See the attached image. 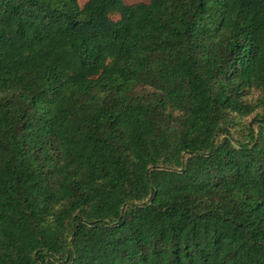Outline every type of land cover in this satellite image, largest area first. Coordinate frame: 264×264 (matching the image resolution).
Wrapping results in <instances>:
<instances>
[{"label":"trees","instance_id":"16d2710c","mask_svg":"<svg viewBox=\"0 0 264 264\" xmlns=\"http://www.w3.org/2000/svg\"><path fill=\"white\" fill-rule=\"evenodd\" d=\"M0 264H264V0H0Z\"/></svg>","mask_w":264,"mask_h":264},{"label":"rangeland","instance_id":"374dc122","mask_svg":"<svg viewBox=\"0 0 264 264\" xmlns=\"http://www.w3.org/2000/svg\"><path fill=\"white\" fill-rule=\"evenodd\" d=\"M88 1H89V0H78L79 5H80L81 7L85 6L86 3H87ZM134 2H135V1H127V3H134ZM142 2H144V3H148L149 0H142Z\"/></svg>","mask_w":264,"mask_h":264}]
</instances>
